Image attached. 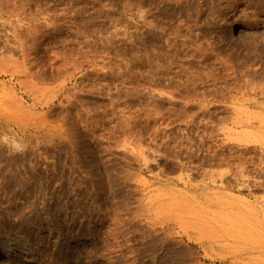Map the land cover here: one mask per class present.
<instances>
[{
	"label": "rangeland",
	"instance_id": "rangeland-1",
	"mask_svg": "<svg viewBox=\"0 0 264 264\" xmlns=\"http://www.w3.org/2000/svg\"><path fill=\"white\" fill-rule=\"evenodd\" d=\"M0 264H264V0H0Z\"/></svg>",
	"mask_w": 264,
	"mask_h": 264
},
{
	"label": "bare ground",
	"instance_id": "bare-ground-1",
	"mask_svg": "<svg viewBox=\"0 0 264 264\" xmlns=\"http://www.w3.org/2000/svg\"><path fill=\"white\" fill-rule=\"evenodd\" d=\"M234 1H236V0H234ZM113 232H114V230H113Z\"/></svg>",
	"mask_w": 264,
	"mask_h": 264
}]
</instances>
